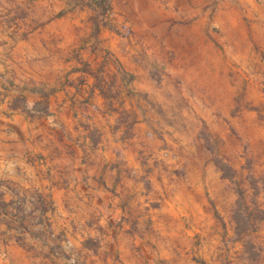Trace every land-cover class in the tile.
I'll return each instance as SVG.
<instances>
[{"label":"rangeland","instance_id":"374dc122","mask_svg":"<svg viewBox=\"0 0 264 264\" xmlns=\"http://www.w3.org/2000/svg\"><path fill=\"white\" fill-rule=\"evenodd\" d=\"M37 1L0 3L11 13ZM41 1L88 18L95 34L108 29L119 50H104L102 83L171 131L173 208H185L173 217V243L139 233L124 258L102 249L106 264H264V0ZM18 181L0 174V264L8 245L27 264H89L55 242L49 189Z\"/></svg>","mask_w":264,"mask_h":264},{"label":"crops","instance_id":"0c3cea01","mask_svg":"<svg viewBox=\"0 0 264 264\" xmlns=\"http://www.w3.org/2000/svg\"><path fill=\"white\" fill-rule=\"evenodd\" d=\"M34 5L36 14L27 3L9 13L0 3V174L49 189L55 242L82 250L89 264L109 262L106 247L126 257L139 233L169 246L173 217L185 210L173 208L169 127L160 130L154 113L136 111L133 99L113 97L102 83L104 50H119L108 29L95 34L76 12ZM6 248L4 264H27Z\"/></svg>","mask_w":264,"mask_h":264}]
</instances>
